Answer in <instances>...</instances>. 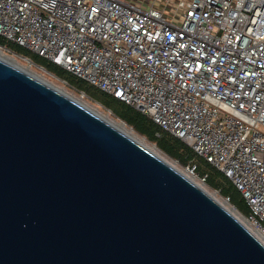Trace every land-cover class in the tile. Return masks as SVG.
<instances>
[{"label":"water","instance_id":"1","mask_svg":"<svg viewBox=\"0 0 264 264\" xmlns=\"http://www.w3.org/2000/svg\"><path fill=\"white\" fill-rule=\"evenodd\" d=\"M0 264H264V244L178 170L0 59Z\"/></svg>","mask_w":264,"mask_h":264},{"label":"built area","instance_id":"2","mask_svg":"<svg viewBox=\"0 0 264 264\" xmlns=\"http://www.w3.org/2000/svg\"><path fill=\"white\" fill-rule=\"evenodd\" d=\"M177 7L179 25L135 1L0 0V36L183 141L232 182L240 220L264 238V0ZM185 171L205 184L194 163Z\"/></svg>","mask_w":264,"mask_h":264},{"label":"trees","instance_id":"3","mask_svg":"<svg viewBox=\"0 0 264 264\" xmlns=\"http://www.w3.org/2000/svg\"><path fill=\"white\" fill-rule=\"evenodd\" d=\"M0 47L6 48L14 54L28 59L55 78L65 81L70 88L75 89L79 93H83L94 102H97L104 109L110 111L112 115L123 121L128 127L132 128L135 133L154 144L160 151L177 161L181 166H187L190 162L194 163L197 174L199 176L206 175L205 184L210 189L217 191L222 197L227 198L229 203L240 213L246 214L248 209L244 198L232 182L203 157L197 155L179 138L165 131L151 119L126 105L121 100L76 78L62 67L44 59L38 54L6 41L1 36Z\"/></svg>","mask_w":264,"mask_h":264},{"label":"rangeland","instance_id":"4","mask_svg":"<svg viewBox=\"0 0 264 264\" xmlns=\"http://www.w3.org/2000/svg\"><path fill=\"white\" fill-rule=\"evenodd\" d=\"M124 1H135V2H137L143 6L152 5L162 12L163 17L165 19H167L168 21H171L175 25H179L182 21L181 16H180V12H179L180 9L177 7V1L178 0H124ZM0 48L4 49L5 51L10 53L11 55L15 56L17 58V61L21 65L30 66V71H32V73H34L35 75L42 77L43 79H45L49 83H52L53 85L65 90L67 93L74 95L76 98L77 97L83 98V100L87 104L94 107L95 109H98L103 114L109 115L110 117H112L116 120H119L117 117L112 115V113L110 111L104 109L97 102H94L93 100H91L90 98H88L86 96H82L81 93H79L78 91H76L73 88L68 87L61 80L56 79L54 76H52L50 73L46 72L44 69L39 68L38 65L30 63V61H28V59L14 54L13 52H11L8 49H5L3 47H0ZM119 121H121V120H119ZM128 128H130V127H128ZM130 129L133 131L132 128H130ZM137 135L140 138H143L148 145L154 146L160 153H162L165 157H167L170 162H172L175 166H177V168L179 170H181L182 172H184L187 175V173L185 171V166H181L177 161L171 159L166 154H164L162 151H160L154 144H152L151 142H149L148 140H146L144 137L140 136L139 134H137ZM193 179L197 184H200V186H203L204 188H206L210 193H213L214 195H216L217 198L221 202L225 203L226 206L233 207V210L237 214V216L238 217L240 216L239 211L236 210L235 207L232 206L226 198L222 197L217 191L210 189L206 184H202L200 181H198V179H196V178H193Z\"/></svg>","mask_w":264,"mask_h":264},{"label":"bare ground","instance_id":"5","mask_svg":"<svg viewBox=\"0 0 264 264\" xmlns=\"http://www.w3.org/2000/svg\"><path fill=\"white\" fill-rule=\"evenodd\" d=\"M0 59L7 61L17 67H19L20 69H23L31 74H33L34 76L38 77L40 80L49 83L48 81H46L45 79H43L40 76L35 75L34 73H32V71H30V66H23L21 65L18 61L17 58L13 55H11L10 53H8L7 51H5L4 49L0 48ZM50 85H52L53 87H55L56 89H58L59 91L65 93L67 96H69L70 98H72L73 100L79 102L80 104H82L84 107L88 108L90 111L94 112L95 114H97L99 117H101L102 119H104L105 121H107L109 124H111L113 127H115L117 130H119L120 132H122L123 134H125L126 136H128L129 138H131L132 140H134L135 142H137L138 144H140L141 146L145 147L147 150H149L151 153H153L155 156H157L158 158H160L161 160H163L165 163H167L168 165H170L171 167L175 168L176 170H178L182 175H184L187 179H189L192 183H194L195 185H197L199 188H201L205 193H207L210 197H212L216 202H218L222 207H224L229 213H231L233 216H235L253 235H255V237L257 239H259L261 241L262 244H264V238H262L259 234H257L255 231L251 230L244 222H242V220H240V218L237 216V214L234 212L233 207H229L226 206L225 203L221 202L216 195H214L213 193H210L206 188H204L203 186H200V184H197L194 179L188 175H186L184 172H182L181 170H179L177 168V166H175L172 162H170L168 160L167 157H165L162 153H160L154 146H150L148 145L145 140L143 138H140L137 133H135L134 131H132L130 128L127 127V125L123 122V121H119L116 120L112 117H110L109 115L103 114L102 112H100L98 109H95L94 107L90 106L89 104H87L83 98L80 97H75L74 95L67 93L65 90L53 85L52 83H50Z\"/></svg>","mask_w":264,"mask_h":264}]
</instances>
